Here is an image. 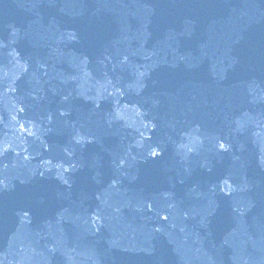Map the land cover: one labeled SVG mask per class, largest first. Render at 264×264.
I'll list each match as a JSON object with an SVG mask.
<instances>
[{
  "label": "water",
  "instance_id": "1",
  "mask_svg": "<svg viewBox=\"0 0 264 264\" xmlns=\"http://www.w3.org/2000/svg\"><path fill=\"white\" fill-rule=\"evenodd\" d=\"M263 53L264 0H0V179L24 177L0 213V264H264V201L234 215L212 167L231 156L212 130L234 114L226 91L256 98L247 129L264 126V87L244 81L264 80ZM186 188L207 199L196 218ZM170 205L190 225L177 244Z\"/></svg>",
  "mask_w": 264,
  "mask_h": 264
}]
</instances>
